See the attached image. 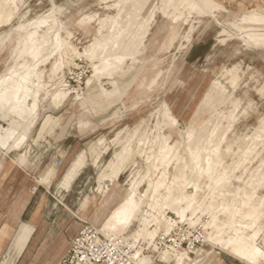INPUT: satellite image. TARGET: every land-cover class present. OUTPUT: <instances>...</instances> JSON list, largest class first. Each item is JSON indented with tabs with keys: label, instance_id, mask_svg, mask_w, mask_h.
I'll list each match as a JSON object with an SVG mask.
<instances>
[{
	"label": "bare ground",
	"instance_id": "6f19581e",
	"mask_svg": "<svg viewBox=\"0 0 264 264\" xmlns=\"http://www.w3.org/2000/svg\"><path fill=\"white\" fill-rule=\"evenodd\" d=\"M50 1L53 8L49 12L30 17V11L21 13L25 0H0V28H7L0 33V54L8 50L0 70V148L8 154L32 152L30 140L48 110L59 111L71 103L77 104L73 110L78 112L80 106L89 104L97 115L121 100L127 85L124 91L118 86L125 76L131 75V85L139 76L138 65L146 63L142 59L145 40L160 16L169 25L168 34L186 26L189 41L198 26L211 19L213 26L224 28L226 37L237 36L249 50L264 54V9L252 10L235 21L237 16L215 0H100L109 15L97 19L96 35L79 51L69 25L60 18L61 8ZM96 18L85 16L79 24ZM170 41H176V36ZM74 59H84L92 66L88 92L76 96L65 76ZM249 70L238 65L222 68L210 80L182 131L177 130V119L161 98L159 109L152 113L153 127L143 128L142 120L139 126L119 129L111 143L102 136L89 144L96 168L113 151L98 172L100 183L116 181L131 169L124 196L98 230L104 237L128 243L132 239V264H154L156 255L163 264H200L218 256L207 247L244 264H264V195L260 193L264 189V116L252 135L235 132L239 117L248 114L236 93L249 80ZM161 77L159 72L148 88L153 89ZM256 92L264 100V79ZM249 166L254 171L245 178ZM47 171L50 180L54 170ZM96 191L103 197L109 192L101 184ZM87 204L86 199L81 209ZM171 213L179 221L169 220ZM178 222L201 226L204 246L178 250L156 245L158 238L175 231ZM141 241L148 247L137 250Z\"/></svg>",
	"mask_w": 264,
	"mask_h": 264
},
{
	"label": "rangeland",
	"instance_id": "374dc122",
	"mask_svg": "<svg viewBox=\"0 0 264 264\" xmlns=\"http://www.w3.org/2000/svg\"><path fill=\"white\" fill-rule=\"evenodd\" d=\"M215 1L234 13L237 16L235 21H239L240 16L246 15L252 10L264 9V0ZM54 3L56 7L61 8L60 18L69 25V30L74 36L72 41L79 51H83L96 35L97 19L109 15L105 3L100 0H54ZM52 6L53 3L51 4L50 0H25L24 6L20 9L22 14L30 11L29 16L35 17L38 14L49 12L53 8ZM88 15H97V18L89 24H79ZM213 24V20L208 19L205 25H199L191 34L189 41L184 34L186 26L183 27V30L179 28L178 33L168 34V23L161 16L158 17L157 23L152 26L151 33L147 35L145 40V42L147 41L146 49L143 52L142 59L146 60V63L138 65L139 76L132 85L131 75L125 76L118 86L121 91H124L126 85L128 86L125 88L127 90L126 95L105 113L99 108L97 111L102 113L97 115L93 114L89 104H86L88 109L80 106L78 112H74L73 106H77V104L72 105L71 103L65 105L59 111L48 110L43 113L39 126L30 140L33 151L29 154L28 162L38 163L37 166L42 167L43 165V168L48 165L47 156L52 154L55 145L60 144V140L67 135L68 131L69 136H75L80 141L81 147L78 151L82 152L83 150H88L91 142L102 136H105L111 143L110 141L115 138L119 129L139 126L142 120L144 121L143 128H151L156 124V119L152 116V113L159 109V104L163 101L170 106L177 119V130L182 131L190 122L191 116H193L201 102L210 80L214 79L222 68H229L235 65L240 66L244 71L250 69L246 77L249 80H246V84L243 82L240 90L236 93V96L242 99V107L248 114L245 117L242 115L239 117L235 132L238 136L248 133L252 135L255 132L254 129L258 121L264 116V100L256 92L264 79V54L258 53L256 50H249L237 36L226 37L222 34L224 28L213 26ZM226 27L229 28V25H226ZM5 29L7 28H0V33ZM227 30L233 32V34L238 33L235 29ZM175 36L176 41L171 42L170 38ZM223 40L227 41L222 43ZM169 45H171V48L168 50L167 47ZM182 46L183 48L181 49ZM7 53L8 50L6 49L0 54V70L7 59ZM159 72L162 73V77L159 79L158 84L150 90L148 85ZM91 75L92 66L90 62L84 59H74L72 61L65 69L66 82L71 92L73 91L72 96L88 92L86 82ZM143 79L146 80L142 85L141 80ZM129 82L130 84H127ZM105 85L107 89H112L111 86ZM91 98L95 99L94 95ZM135 104L136 108L133 107ZM88 154L85 155V160H87ZM112 154L113 151H110L108 155L104 156L103 164L111 158ZM90 155L92 160L95 156ZM7 156L9 161L19 159V155L16 154ZM86 164L84 166V176L98 177L100 168L95 167L96 169L92 170V167L90 168ZM89 164L91 166V163ZM253 171V166H249L244 177H248ZM130 173L131 169L129 167L123 173L122 182L126 183ZM92 188L91 183L81 186L78 190L80 199H83L87 191ZM81 189H85V192H81ZM260 193L264 195V189ZM168 217L172 222L179 221L172 213L168 214ZM204 220L206 219L204 218ZM98 223L95 220L91 224L98 229L100 227ZM178 228L188 229L189 231L202 229L201 226L190 227L187 223L180 222L177 223L175 230L177 231ZM128 240L129 243L132 241V239ZM138 244L137 250L143 245L146 246L143 248L148 247L143 241L138 242ZM203 246L204 244L198 246V248ZM261 246L264 248V241ZM206 249L218 254L225 264H243L229 254H220L219 251L211 247ZM148 252L149 250L146 249V253ZM153 259L157 264H163L160 263L157 255ZM201 263L202 261H200ZM60 264H62V261Z\"/></svg>",
	"mask_w": 264,
	"mask_h": 264
},
{
	"label": "crops",
	"instance_id": "0c3cea01",
	"mask_svg": "<svg viewBox=\"0 0 264 264\" xmlns=\"http://www.w3.org/2000/svg\"><path fill=\"white\" fill-rule=\"evenodd\" d=\"M68 133L47 156L49 163L44 168L28 162L29 150L16 153L19 159L9 161L7 155L12 153L0 148V264H60L81 222L96 220L100 225L124 196L123 174L116 181L101 183L98 177L84 176L85 163L93 170L95 157L91 160L88 150L79 152L80 141ZM50 168L54 175L47 180ZM90 183L93 188L80 199L79 188ZM100 184L109 190L108 196L97 193ZM86 199L87 207L82 210ZM222 260L217 256L201 264H222Z\"/></svg>",
	"mask_w": 264,
	"mask_h": 264
},
{
	"label": "built area",
	"instance_id": "2783aa9c",
	"mask_svg": "<svg viewBox=\"0 0 264 264\" xmlns=\"http://www.w3.org/2000/svg\"><path fill=\"white\" fill-rule=\"evenodd\" d=\"M78 235L71 240L69 249L62 258V264H132V249L129 243L115 238L104 237L89 222H81ZM204 241L201 229L178 228L169 237H160L156 245L163 247L189 250L198 248Z\"/></svg>",
	"mask_w": 264,
	"mask_h": 264
}]
</instances>
